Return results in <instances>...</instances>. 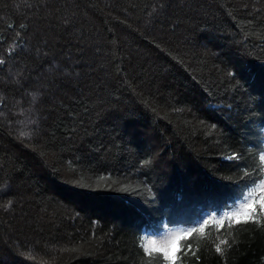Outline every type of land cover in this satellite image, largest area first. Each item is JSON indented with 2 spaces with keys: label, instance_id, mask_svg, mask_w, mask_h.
Returning a JSON list of instances; mask_svg holds the SVG:
<instances>
[{
  "label": "trees",
  "instance_id": "1",
  "mask_svg": "<svg viewBox=\"0 0 264 264\" xmlns=\"http://www.w3.org/2000/svg\"><path fill=\"white\" fill-rule=\"evenodd\" d=\"M261 199L264 0H0V264H264Z\"/></svg>",
  "mask_w": 264,
  "mask_h": 264
},
{
  "label": "snow or ice",
  "instance_id": "2",
  "mask_svg": "<svg viewBox=\"0 0 264 264\" xmlns=\"http://www.w3.org/2000/svg\"><path fill=\"white\" fill-rule=\"evenodd\" d=\"M253 195H254L253 191H249L248 192V194L244 197V201L241 202V207L242 208L253 207V204L255 203V201H253V203H248L247 202L251 197H253ZM259 203L261 204L262 207H264V199H261L259 201ZM226 215H228V216H236L237 220L239 221V212L238 211H232V212L227 213ZM245 222H247V221H245ZM221 223H222V220H221ZM203 224L207 225L208 224V220L207 219L203 220ZM196 231H197L196 227H191V228L186 230L184 235H190L191 233L196 232ZM169 235L175 237L174 239L170 240L169 249L168 250H165L163 248L155 249L156 251L163 252L165 260H173V258L169 255V251H170L172 246L179 247V240L181 239V237L176 236L175 233H170ZM166 239H167V237H166ZM156 243H157V241L155 239H146L144 241V247H145V249H147L149 245H153L154 246V245H156ZM221 243H226V241H221ZM188 247L190 248L191 245H189ZM217 251H220L219 247H217Z\"/></svg>",
  "mask_w": 264,
  "mask_h": 264
},
{
  "label": "rangeland",
  "instance_id": "3",
  "mask_svg": "<svg viewBox=\"0 0 264 264\" xmlns=\"http://www.w3.org/2000/svg\"><path fill=\"white\" fill-rule=\"evenodd\" d=\"M250 200H248V201H250ZM198 224L201 225V222H199ZM186 230H187V228L186 229H181V228L170 229V230H167L166 232H164V233H162L161 235H158V236L151 235L150 233H147L145 238H144V241L146 239H155L157 241L156 245H154V246L153 245H149L147 249L163 248L165 250H168L169 247H170V240L175 238L173 236H170L169 234L170 233H175L176 236H179L180 234L185 233ZM166 237H167V239H166ZM171 250H172V247H171V249L169 251V255L171 253Z\"/></svg>",
  "mask_w": 264,
  "mask_h": 264
}]
</instances>
